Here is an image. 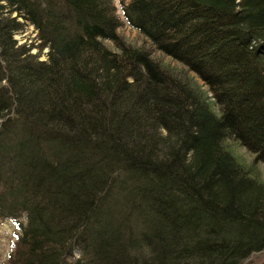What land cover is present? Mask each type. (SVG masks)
<instances>
[{
	"label": "trees",
	"instance_id": "trees-1",
	"mask_svg": "<svg viewBox=\"0 0 264 264\" xmlns=\"http://www.w3.org/2000/svg\"><path fill=\"white\" fill-rule=\"evenodd\" d=\"M119 1L150 47L113 0H0L5 264H243L264 250V0Z\"/></svg>",
	"mask_w": 264,
	"mask_h": 264
},
{
	"label": "rangeland",
	"instance_id": "rangeland-1",
	"mask_svg": "<svg viewBox=\"0 0 264 264\" xmlns=\"http://www.w3.org/2000/svg\"><path fill=\"white\" fill-rule=\"evenodd\" d=\"M114 4L117 7V14L119 18L122 20V25L119 28V32L126 39H128L131 43L135 45H143L145 47H150V42L146 37H144L141 33H139L136 29L129 26L122 15L121 6L119 0H113ZM15 38L18 40V43H32L36 39V31L33 26L27 25L24 29L15 35ZM105 43L112 49L114 48L113 43L109 40H106ZM34 50V51H33ZM32 52H37L36 49H32ZM47 49H43L40 54V59L44 60L46 58ZM156 56H161L162 54L159 52H154ZM162 60L164 62L170 63L172 65L177 66V63L173 61L168 56H162ZM238 152L245 156L249 161L252 160L253 155H251L244 147L239 146ZM259 168L261 170V175L264 178V162H258ZM25 220L23 219V222ZM16 233H19V230L16 228L14 222L10 219H4L0 221V264H5L9 253L13 249V243L16 240ZM264 261V250L255 252L251 254L243 264H261Z\"/></svg>",
	"mask_w": 264,
	"mask_h": 264
},
{
	"label": "bare ground",
	"instance_id": "bare-ground-1",
	"mask_svg": "<svg viewBox=\"0 0 264 264\" xmlns=\"http://www.w3.org/2000/svg\"><path fill=\"white\" fill-rule=\"evenodd\" d=\"M18 33H19V32H18ZM32 44H33V43H32ZM31 50H32V49H31ZM33 51H34V50H33ZM38 53H39V52H38ZM38 53H37V54H38Z\"/></svg>",
	"mask_w": 264,
	"mask_h": 264
}]
</instances>
